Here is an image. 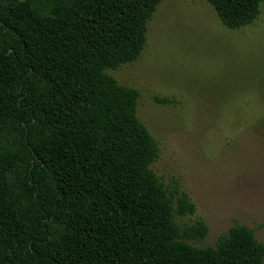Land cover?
Returning a JSON list of instances; mask_svg holds the SVG:
<instances>
[{
	"label": "trees",
	"instance_id": "trees-1",
	"mask_svg": "<svg viewBox=\"0 0 264 264\" xmlns=\"http://www.w3.org/2000/svg\"><path fill=\"white\" fill-rule=\"evenodd\" d=\"M207 2L230 30L264 4ZM160 3L0 0V264H264L244 225L201 247L207 224L177 222L196 206L151 168L139 90L107 73L141 56Z\"/></svg>",
	"mask_w": 264,
	"mask_h": 264
},
{
	"label": "rangeland",
	"instance_id": "rangeland-1",
	"mask_svg": "<svg viewBox=\"0 0 264 264\" xmlns=\"http://www.w3.org/2000/svg\"><path fill=\"white\" fill-rule=\"evenodd\" d=\"M107 73L139 90L138 116L160 147L151 168L196 206L177 222L208 226L197 245L236 224L264 243V4L230 30L207 0H161L141 56Z\"/></svg>",
	"mask_w": 264,
	"mask_h": 264
}]
</instances>
